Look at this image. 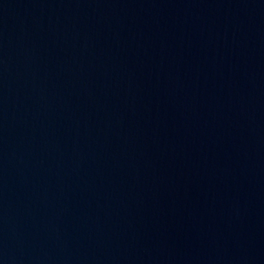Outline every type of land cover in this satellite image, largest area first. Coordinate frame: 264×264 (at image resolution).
Returning a JSON list of instances; mask_svg holds the SVG:
<instances>
[{
    "label": "water",
    "instance_id": "1",
    "mask_svg": "<svg viewBox=\"0 0 264 264\" xmlns=\"http://www.w3.org/2000/svg\"><path fill=\"white\" fill-rule=\"evenodd\" d=\"M68 87L64 0H0V264H59Z\"/></svg>",
    "mask_w": 264,
    "mask_h": 264
}]
</instances>
